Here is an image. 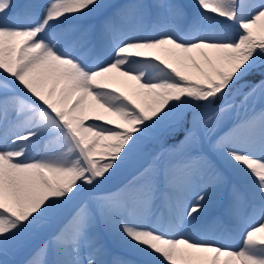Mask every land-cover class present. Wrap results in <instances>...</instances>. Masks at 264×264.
<instances>
[{
    "label": "snow or ice",
    "instance_id": "6c2138e0",
    "mask_svg": "<svg viewBox=\"0 0 264 264\" xmlns=\"http://www.w3.org/2000/svg\"><path fill=\"white\" fill-rule=\"evenodd\" d=\"M192 8L0 0V255L264 264V0ZM224 190L240 243L196 224ZM109 238L133 258L107 260Z\"/></svg>",
    "mask_w": 264,
    "mask_h": 264
},
{
    "label": "rangeland",
    "instance_id": "374dc122",
    "mask_svg": "<svg viewBox=\"0 0 264 264\" xmlns=\"http://www.w3.org/2000/svg\"><path fill=\"white\" fill-rule=\"evenodd\" d=\"M17 3L19 4H24V3H27L29 2V0H16ZM31 2H34V3H42L43 0H31ZM107 2L111 3V4H114L116 6H121V5H124V4H128V3H132L134 2V0H107ZM143 2L145 4H153L155 3L156 1L155 0H143ZM178 3H181V4H184L186 6V10L188 11H191V10H194L192 8V6L195 4V0H177ZM154 18L153 17H149V18H146L144 21H143V24H144V27H148V25H151L152 26V22H153ZM82 26L84 27H88V26H93L95 28L98 29L100 23H101V19L100 18H97V17H90V18H87V19H84L82 21L79 22ZM260 79H261V74L259 72L255 73L254 75L246 78L245 81H243V83H259L260 82ZM255 106L257 108H259L261 106L260 104V100H259V96H257V99H256V103H255ZM243 114V113H241ZM183 138V133L182 132H178L176 133L175 135V140H172V141H168L169 143H173L175 141H178L180 139ZM159 148V145H150L149 146V149H148V153H151L153 150L155 149H158ZM148 153L145 154V157L143 160L140 161V163H147L148 159L150 158V156L148 155ZM124 177L122 175H118L117 177H115L113 179L112 182H110L108 185H105L106 188H111L113 186H115L116 184H118ZM228 191L227 190H224L222 191V193H227ZM194 195V193H193ZM215 196V195H214ZM221 205L220 202H217V206ZM160 208H163L161 211H159ZM156 213H157V216H160L161 214H166L168 209L162 204V202L158 201L157 202V208H156ZM211 213V211H209L208 209V213H206V211H204L203 213H201V216L199 218V220L196 222L197 223H202V222H205L207 218H210L211 216H209ZM227 221L228 218H225ZM218 220V216H213L210 218V222L207 224V226H211L213 223H215L216 221ZM224 221L221 219V222ZM217 222H220L217 221ZM217 233H218V230H216ZM30 251L31 249H28L26 251H21V252H17V253H10V257L9 258H12V259H15V262H9V259L4 257V255H0V262H6V264H23V261L28 257V255L30 254ZM112 255L115 256L116 258H123V259H132V255L124 248H121L119 246H117L115 244V242L113 241L112 238H109V254L106 256V259L111 261L112 259Z\"/></svg>",
    "mask_w": 264,
    "mask_h": 264
},
{
    "label": "bare ground",
    "instance_id": "6f19581e",
    "mask_svg": "<svg viewBox=\"0 0 264 264\" xmlns=\"http://www.w3.org/2000/svg\"><path fill=\"white\" fill-rule=\"evenodd\" d=\"M153 23H154V20L152 22V25H153ZM150 27H151V25H148V27H146V28H150ZM228 198H229V192H227V193H222L221 192V193H219L218 197H217V195L213 196L212 202L204 210V211H206V213H208V209H209V211H211V213H213L212 214L213 216H216V215L218 216V220L217 221L220 220V222L216 221L211 226H207V224L210 222V219H207L205 222L197 223V226L200 227V228H206L207 229V234L210 237H212V238H224V239L228 240L229 237H231L230 242L240 243L241 242V238L239 236H234L232 234L231 230L233 228V225L231 224L230 221H227L225 219V218H227V216L225 214L224 207H225V205L227 203ZM217 202H220L221 205L217 206ZM162 209L163 208H160L159 211H161ZM221 219L224 220V221L221 222ZM216 230H218V233H217ZM113 241L115 242V244L117 246H119L121 248H124L123 246H121V244L118 241H116L114 239H113ZM112 258H116V257L112 255Z\"/></svg>",
    "mask_w": 264,
    "mask_h": 264
}]
</instances>
